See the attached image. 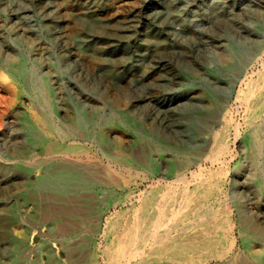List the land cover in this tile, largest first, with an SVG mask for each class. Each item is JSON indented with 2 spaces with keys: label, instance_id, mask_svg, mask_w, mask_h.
Here are the masks:
<instances>
[{
  "label": "rangeland",
  "instance_id": "obj_1",
  "mask_svg": "<svg viewBox=\"0 0 264 264\" xmlns=\"http://www.w3.org/2000/svg\"><path fill=\"white\" fill-rule=\"evenodd\" d=\"M215 2L239 9L233 19L239 34L258 25L256 8H264V0ZM210 3L213 0H0V264H106L109 219L115 218L114 227L131 220L132 206L142 204V192L170 180L160 172L135 167L121 172L118 167L117 175L130 180L128 188H83L69 196L73 215L56 218L48 212L55 200L50 197L52 183L44 178L56 170L60 160H44L42 145L18 152L16 146L24 145L34 133L38 109L26 91L25 80L16 78L9 65L16 56L29 69L39 66L36 51L44 60L60 64L55 85L63 95L87 97L89 105L117 114L111 119L114 128H106L119 140L125 136L117 155L123 154L127 144L138 153L148 150L137 129L145 134L154 127L171 141L188 142L197 127L189 124L182 112H202L219 98L222 106L218 108L232 124L228 173L216 206L223 209L224 200L230 203L243 194L253 211L264 212L263 198L253 197L240 183H234L235 169L245 157L241 140L249 132V110L234 95L224 96V100L219 96V90L223 92L236 82L226 70L227 60L219 48L222 29L232 25V20L210 22L211 16L204 10ZM147 32H152L158 43L145 39ZM261 50L247 68L248 78H256L264 69V47ZM241 81L236 82L237 87ZM118 119L125 126L115 127ZM67 159L75 168L88 161L75 155ZM17 166L25 172H16ZM190 170L189 182L183 184L194 188ZM207 174L205 185L225 176V172ZM11 208L15 209L13 215L8 214ZM67 229L71 233L65 238ZM236 236V250L243 253L238 227ZM191 254L199 259L198 264H229L210 248Z\"/></svg>",
  "mask_w": 264,
  "mask_h": 264
},
{
  "label": "bare ground",
  "instance_id": "obj_2",
  "mask_svg": "<svg viewBox=\"0 0 264 264\" xmlns=\"http://www.w3.org/2000/svg\"><path fill=\"white\" fill-rule=\"evenodd\" d=\"M215 1L204 5V10L211 16L210 22L232 20V25H225L226 28L222 29L219 48L227 60L226 70L235 76L236 82L242 79L238 87L235 82L227 85L225 91L219 90V96L224 100V96L234 95L249 110V132L241 140L245 157L235 169L234 183H240L253 197L264 199V69L258 70L256 78H248V74L245 76L248 66L264 47L260 40L261 37L264 41V8H256L258 25L246 32L239 31V34L237 23L233 21L239 9L226 8ZM144 38L158 43L152 32H147ZM35 55L41 60L38 62L40 65L33 69L27 68L16 56L10 59L9 65L16 78L25 80L26 91L35 100L38 109L36 124L32 126L34 133L29 134L24 145L16 146L18 152L26 153L30 145H42L44 160H60L56 170L44 178L52 183L50 197L55 200L47 207L48 212L56 218L73 215L75 210L69 204V196L83 188L111 185L128 188L130 180L117 175L118 167L121 172L123 168L132 170L133 167L160 172L161 176L170 180L142 192V204L132 206L131 220L114 227L115 218L109 219L104 249L106 264H198L199 259L191 252L199 248H210L229 264H264V212L253 211L243 194L234 196L231 204L224 200L223 209L216 206L228 173L226 160L232 124L231 118L227 119V114L218 108L222 106L219 98L215 97V104L202 112H182V117L197 127L196 135L188 142L171 141L154 127L145 134L137 129L138 137L147 141L148 150L138 153L127 144L123 146V154L117 155L116 149L125 136L119 140L106 132V128H114L110 126L111 119L117 114L89 105L87 97L63 95L55 85L60 64L44 60L38 51ZM41 65L47 70H41ZM216 79L218 83L219 78ZM218 94L210 92V95ZM124 124L118 119L115 127L120 128ZM73 155L88 161L75 168L67 159ZM202 161L210 162L211 166H208L211 169L208 170L210 167H205ZM193 165H197V169ZM216 165L219 167H214ZM189 170L195 181L194 188L183 184L189 178ZM15 171L23 173L25 168L17 166ZM208 172H225V176L205 185ZM51 176L53 179H50ZM60 200L63 204L56 203ZM14 213V208L8 212L11 215ZM237 227L243 253L236 250ZM70 233L67 229L64 237H69Z\"/></svg>",
  "mask_w": 264,
  "mask_h": 264
}]
</instances>
